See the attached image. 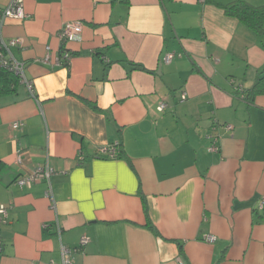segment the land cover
<instances>
[{
    "label": "crops",
    "instance_id": "crops-1",
    "mask_svg": "<svg viewBox=\"0 0 264 264\" xmlns=\"http://www.w3.org/2000/svg\"><path fill=\"white\" fill-rule=\"evenodd\" d=\"M232 1L23 0L26 17L0 23L34 95L20 81L0 96V264H62L61 246L72 264H264V89L244 97L264 17L250 27ZM70 22L80 39L63 42ZM44 164L53 202L45 181L15 183Z\"/></svg>",
    "mask_w": 264,
    "mask_h": 264
},
{
    "label": "built area",
    "instance_id": "built-area-1",
    "mask_svg": "<svg viewBox=\"0 0 264 264\" xmlns=\"http://www.w3.org/2000/svg\"><path fill=\"white\" fill-rule=\"evenodd\" d=\"M26 17L25 12L23 10V0H11L8 5H6L4 8L0 9V23H4L6 19H24ZM82 31V25L79 22H70L66 23L59 31L58 37L63 42L68 41H77L80 39ZM23 40L22 38H11L7 40L6 42H1L0 47V66L7 69L8 71L12 72L14 75H16L20 81L26 82L25 75H24V65L22 62L17 61L11 57H8L6 52L4 50H8L11 46H18L22 47ZM49 50V47H46V51ZM172 57V54H167L164 56V61H169ZM71 58L70 52L67 50H62L60 56L56 60V64L58 65H66ZM44 61H48V53L46 52V55L43 59ZM28 85V88L30 90V94L32 96V85L31 83L26 82ZM185 98V95H181V100ZM165 107V104L163 102H160L158 105V110H163ZM22 122L17 121L11 124V128L13 129H20L22 127ZM216 125L214 124V127ZM224 128L226 130H230L232 127L229 124L224 125ZM207 137L211 140V144L209 146L210 151H218L219 147L216 144L217 141V135L215 133L207 134ZM118 142L113 143L112 145L104 146L99 148L98 152L101 156L106 158H115L116 157V150L118 148ZM79 160H82V157H79ZM17 161L20 162V158H17ZM57 172L50 167L48 164L44 165H38L32 171H30L27 174L20 175L15 179V183L20 187H30L33 183L43 180L46 182V190H45V196L50 199L51 202H53V194L51 189V183L50 178L52 175L56 174ZM52 208L54 207L53 203L51 204ZM259 208H264V194L261 196L258 204ZM7 216L6 208L3 205H0V222H4L5 218ZM57 230L59 231V228L57 226ZM215 239L214 235L207 234L204 235V240L206 242H213ZM87 237L83 236L80 240L82 244H84L87 241ZM2 248V240L0 238V251ZM61 258H62V264H72L70 260V250L64 246H61Z\"/></svg>",
    "mask_w": 264,
    "mask_h": 264
},
{
    "label": "trees",
    "instance_id": "trees-1",
    "mask_svg": "<svg viewBox=\"0 0 264 264\" xmlns=\"http://www.w3.org/2000/svg\"><path fill=\"white\" fill-rule=\"evenodd\" d=\"M224 10L228 15L237 17L250 27H258L260 20L264 17V5L254 6L244 0H235L224 5ZM142 70H146L139 67ZM20 84V79L12 72L0 66V96L15 93ZM264 89V69L254 84L244 92V97L251 99L255 94ZM117 157V154H116ZM4 163L0 161V173L4 169ZM147 227L154 231L153 226L148 223Z\"/></svg>",
    "mask_w": 264,
    "mask_h": 264
}]
</instances>
